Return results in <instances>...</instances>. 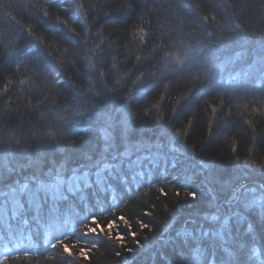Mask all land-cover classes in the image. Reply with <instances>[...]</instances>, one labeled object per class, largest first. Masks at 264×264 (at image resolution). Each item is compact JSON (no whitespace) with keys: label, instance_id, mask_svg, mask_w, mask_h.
Masks as SVG:
<instances>
[{"label":"trees","instance_id":"trees-1","mask_svg":"<svg viewBox=\"0 0 264 264\" xmlns=\"http://www.w3.org/2000/svg\"><path fill=\"white\" fill-rule=\"evenodd\" d=\"M261 55L264 0H0V264H264Z\"/></svg>","mask_w":264,"mask_h":264},{"label":"snow or ice","instance_id":"snow-or-ice-1","mask_svg":"<svg viewBox=\"0 0 264 264\" xmlns=\"http://www.w3.org/2000/svg\"><path fill=\"white\" fill-rule=\"evenodd\" d=\"M259 59L261 63H264V55H261ZM107 167L106 165L105 170L97 169L94 174V180L88 172L82 173L79 176L73 174L67 178L58 172L54 179L48 182H39L35 186L23 184L20 186L18 193L13 196L12 203L19 208H23L24 205L21 201L26 200L29 206L34 207L37 212H42L44 209L43 201L49 198L52 201L64 200L70 195L81 193L91 183L107 189L110 186L106 171ZM190 195L194 197L196 194L190 193ZM248 203L255 205L257 203L255 196L248 200ZM262 210H264V205H262ZM212 219L218 220V217L213 216ZM226 231L227 223L221 224L215 235L222 238ZM201 235L211 234L202 233ZM24 254L28 255L27 252ZM188 256L189 260L187 264H238L237 261L231 258L230 252L217 251L213 254L211 248H209L207 253H201L199 249H196L195 252H189Z\"/></svg>","mask_w":264,"mask_h":264}]
</instances>
